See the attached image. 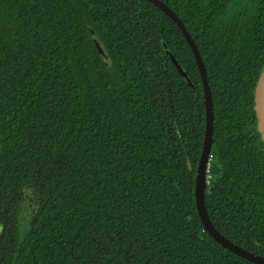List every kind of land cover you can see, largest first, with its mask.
<instances>
[{"label": "trees", "instance_id": "obj_1", "mask_svg": "<svg viewBox=\"0 0 264 264\" xmlns=\"http://www.w3.org/2000/svg\"><path fill=\"white\" fill-rule=\"evenodd\" d=\"M162 1L208 73V214L264 257V0ZM206 128L192 47L150 1L0 0V264H260L200 218Z\"/></svg>", "mask_w": 264, "mask_h": 264}, {"label": "water", "instance_id": "obj_2", "mask_svg": "<svg viewBox=\"0 0 264 264\" xmlns=\"http://www.w3.org/2000/svg\"><path fill=\"white\" fill-rule=\"evenodd\" d=\"M157 7L161 8L163 11H165L166 14H168L171 18H173L178 26L181 28L182 32L184 33L188 43L191 45L193 53L195 55L204 86V95H205V104H206V110H207V128L205 133V139H204V146H203V152L201 154L197 173H196V204L198 208V212L200 215V218L202 222L205 225L206 230L222 245L227 247L228 249L234 251L235 253H238L239 255L248 258L251 261L264 264V257L249 251L243 247H240L239 245L235 244L234 242L227 239L225 236H223L213 225L210 216L208 214L206 205H205V191L207 186V173L209 169V163H210V151H211V145L213 140V120H214V114H213V100H212V93L211 88L208 80V73L206 70L205 63L203 61V58L201 56V53L199 51V48L197 44L195 43V40L191 36V34L188 31V28L182 21L180 17L177 16L175 11L171 9L170 6H168L164 1L162 0H148ZM99 49L101 50V47L97 43ZM171 57L173 61L175 62L178 70L181 72V74L186 77L187 71L182 66V64L176 59L173 53H171ZM255 111L257 115L258 120V129L262 134V139L264 141V69L262 70L257 85L255 87Z\"/></svg>", "mask_w": 264, "mask_h": 264}, {"label": "rangeland", "instance_id": "obj_3", "mask_svg": "<svg viewBox=\"0 0 264 264\" xmlns=\"http://www.w3.org/2000/svg\"><path fill=\"white\" fill-rule=\"evenodd\" d=\"M27 217H28V215H27ZM27 219V218H26ZM26 219H24V218H21V220L25 223V221H26Z\"/></svg>", "mask_w": 264, "mask_h": 264}]
</instances>
